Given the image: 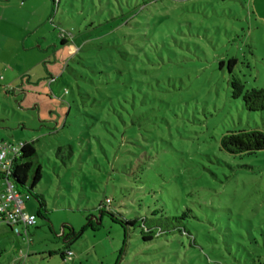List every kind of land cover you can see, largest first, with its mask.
Wrapping results in <instances>:
<instances>
[{
    "label": "rangeland",
    "instance_id": "obj_1",
    "mask_svg": "<svg viewBox=\"0 0 264 264\" xmlns=\"http://www.w3.org/2000/svg\"><path fill=\"white\" fill-rule=\"evenodd\" d=\"M232 77L264 88V0H0V143L41 170L0 264H264V152L220 148L264 112Z\"/></svg>",
    "mask_w": 264,
    "mask_h": 264
},
{
    "label": "trees",
    "instance_id": "obj_2",
    "mask_svg": "<svg viewBox=\"0 0 264 264\" xmlns=\"http://www.w3.org/2000/svg\"><path fill=\"white\" fill-rule=\"evenodd\" d=\"M55 5V0H51ZM66 36L62 41V44H65ZM236 61L230 59L227 62L228 73L232 72V68L235 66ZM231 89H232V98L240 99L243 105V108L248 112H264V88L262 89H250L246 90L244 84L237 78H231ZM220 148L226 154L233 157H242V156H251L258 152H264V131L259 129L253 130H241L237 132H230L224 135L220 140ZM58 150H61L59 148ZM68 154L70 155V148H67ZM36 156L34 143H24L18 153L14 158L11 173V180H9L16 190H23L28 194L32 195L33 189L41 180V170L39 167L33 168V159ZM2 180V177H0ZM29 183V184H28ZM20 192V191H19ZM36 201L39 204L38 216L45 217V203L40 196H34ZM44 213V214H43ZM101 216L104 214L103 211H99ZM107 215L115 222L122 224V222L117 219L113 214L107 213ZM127 225H134V222H126ZM90 227V224L87 225ZM11 232V229L8 228ZM85 227L78 233L71 232V240L68 245H70L75 240L79 239L82 235ZM29 232V231H28ZM12 233V232H11ZM146 235L142 236L143 241H150L152 237L150 236L151 230H146ZM13 234V233H12ZM66 251H70L67 249ZM2 250H0L1 255ZM60 257L64 261V253L60 254Z\"/></svg>",
    "mask_w": 264,
    "mask_h": 264
},
{
    "label": "built area",
    "instance_id": "obj_3",
    "mask_svg": "<svg viewBox=\"0 0 264 264\" xmlns=\"http://www.w3.org/2000/svg\"><path fill=\"white\" fill-rule=\"evenodd\" d=\"M64 39V35L62 36ZM22 145L17 147L0 143V226L11 229V232L27 241L28 231L36 225V215L26 212V202L30 200L28 193L22 194L13 186L11 180L12 163ZM71 251L64 252V261L71 262Z\"/></svg>",
    "mask_w": 264,
    "mask_h": 264
},
{
    "label": "crops",
    "instance_id": "obj_4",
    "mask_svg": "<svg viewBox=\"0 0 264 264\" xmlns=\"http://www.w3.org/2000/svg\"><path fill=\"white\" fill-rule=\"evenodd\" d=\"M26 210V209H25ZM26 212H27V210H26ZM28 213V212H27ZM30 214V213H29ZM31 215H33V214H31ZM3 235V234H2ZM1 250V249H0Z\"/></svg>",
    "mask_w": 264,
    "mask_h": 264
},
{
    "label": "water",
    "instance_id": "obj_5",
    "mask_svg": "<svg viewBox=\"0 0 264 264\" xmlns=\"http://www.w3.org/2000/svg\"><path fill=\"white\" fill-rule=\"evenodd\" d=\"M63 233V232H62Z\"/></svg>",
    "mask_w": 264,
    "mask_h": 264
}]
</instances>
